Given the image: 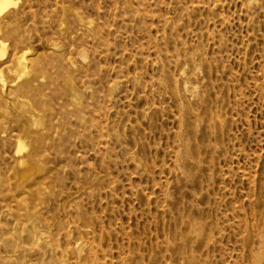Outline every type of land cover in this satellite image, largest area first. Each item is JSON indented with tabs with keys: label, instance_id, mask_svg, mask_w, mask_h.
Instances as JSON below:
<instances>
[{
	"label": "rangeland",
	"instance_id": "1",
	"mask_svg": "<svg viewBox=\"0 0 264 264\" xmlns=\"http://www.w3.org/2000/svg\"><path fill=\"white\" fill-rule=\"evenodd\" d=\"M0 9V264H264V0Z\"/></svg>",
	"mask_w": 264,
	"mask_h": 264
},
{
	"label": "bare ground",
	"instance_id": "2",
	"mask_svg": "<svg viewBox=\"0 0 264 264\" xmlns=\"http://www.w3.org/2000/svg\"><path fill=\"white\" fill-rule=\"evenodd\" d=\"M2 4H3V3H2ZM2 4H1V5H2ZM0 11H1V9H0ZM2 53H3V52H2ZM22 163H23V162H22ZM24 164H25V163H24Z\"/></svg>",
	"mask_w": 264,
	"mask_h": 264
}]
</instances>
